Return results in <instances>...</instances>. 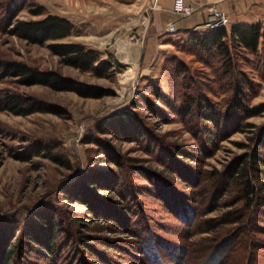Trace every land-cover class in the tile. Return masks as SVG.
I'll return each instance as SVG.
<instances>
[{
  "label": "rangeland",
  "instance_id": "obj_1",
  "mask_svg": "<svg viewBox=\"0 0 264 264\" xmlns=\"http://www.w3.org/2000/svg\"><path fill=\"white\" fill-rule=\"evenodd\" d=\"M152 1L155 0H25L26 5L11 17V22L15 19H36L52 13L72 23V31L68 35L48 39L41 44L27 42L8 33L10 24L5 20V13L0 6V61H18L39 71L56 72L83 84L84 90L82 93L71 83L61 89L37 82L22 83L19 76L4 75L0 71V89L29 94L43 103L42 109L26 114L0 109V222H21L28 220L34 213L51 210L63 218L65 225L71 224L72 229L103 234L107 237L101 241L103 244H111L109 239L112 236L139 238L143 235L150 241V252L156 250L163 264H248V261L250 264H264V249H256L254 255L252 253L253 259L248 260V251L240 245L215 263L202 258L204 243L208 241L205 237L211 234L199 231L203 220L219 215L227 207L219 205L207 212L211 204L208 197H198L191 203L198 208H190L191 213H196L188 224L181 221L176 213L164 211V205L161 204L163 201L175 204L178 195L192 196L193 192L189 188L206 184L205 178H208L210 171L227 169L235 157L247 149L243 144L250 143L249 136L254 126L264 122V112L246 119L254 126H244L222 139L218 147L213 148L211 145L202 150L211 152L204 156L198 149V138L179 116L168 115L171 116L169 119L167 115L159 117L145 106L132 107L135 100L144 105L138 95L139 92H145L148 81H157L164 90L170 92L172 88L171 91L176 93L178 79L170 70L169 62L163 67L165 58L171 55L184 59L191 68L197 70L202 90L220 105L230 93L225 77L220 78L216 69L209 67L196 53L187 52L178 46L182 38L178 30H163L158 38L161 45L157 47L147 43ZM210 5L224 11L218 2L214 1ZM37 9L41 12L33 13ZM68 41L94 49L98 53L97 60L106 59L110 66L100 75L80 70L63 63L47 47L49 42ZM143 53L147 55L144 63ZM206 57L209 58L208 55ZM213 66L217 67V63ZM239 66L261 85L258 94L247 99V102L255 104L264 101V78L260 79L258 72L241 59ZM92 88L94 91L90 90ZM146 94L153 96L147 91ZM156 103L166 110L161 103ZM122 108L139 114V125L144 128V133L138 132L135 135L137 139H119L117 136L120 133L130 135L132 129L129 125L123 132L121 129L124 128H120L116 122H106L110 115ZM109 128L115 131H109ZM177 148L196 152L200 160L176 154ZM111 154H115L119 160L117 162H123V166L119 167L116 162L109 160ZM202 173L203 176L200 175ZM84 174L88 177H82ZM120 176L123 177V184L131 185L128 189L131 192L129 198L124 195L121 197L117 183L115 189L108 188L112 185H105L114 184V178ZM86 180L92 183H86ZM185 182L192 185L188 187ZM75 183L76 189L80 184L85 185L89 199L94 193V196L121 200L123 205L127 199L130 204L133 200L140 207L139 212H135V208L130 214L123 211V216H119L121 221L116 222L119 223L118 230L111 232L104 227V219L113 221L118 213L110 210L106 211L104 219L89 220L87 208L80 202L82 197L73 194ZM156 188L162 195H158L157 191L146 194ZM134 189L146 190L145 193L134 194ZM149 218L153 223V231L140 230L139 223ZM135 230H140L137 233L139 236H136ZM255 237L264 238V233L258 232ZM103 246L96 245L92 254H89L91 260L87 259L85 264H137L134 261L139 260L127 254L124 248ZM179 246L186 248L183 258V250ZM66 249H71L72 254L64 264H83L73 247H63L62 250ZM224 258L226 261L222 263ZM176 260L183 261L175 263ZM7 264L13 262L8 260Z\"/></svg>",
  "mask_w": 264,
  "mask_h": 264
},
{
  "label": "trees",
  "instance_id": "obj_2",
  "mask_svg": "<svg viewBox=\"0 0 264 264\" xmlns=\"http://www.w3.org/2000/svg\"><path fill=\"white\" fill-rule=\"evenodd\" d=\"M25 5V0H3L0 2L2 11L5 13V20H8L10 24L7 28L8 33L27 42L41 44L48 39L62 38L72 31V23L67 18L52 13H46L36 19H15L11 22V17ZM40 12L41 10L37 9L33 13ZM178 32L182 34L181 44L177 43L181 49L196 53L209 67L216 69L220 78L225 77L228 80L226 82L230 93L225 98V102L220 105L219 102L207 95L201 88L200 75L197 70L191 68L184 59L171 55L165 58L163 67L169 62L170 70L177 77L176 93L171 91L172 88H170V92L164 90L157 81H148L144 89L145 92H139L138 95V99L142 100L144 105L138 104L139 102L136 100L131 105L132 107L145 106L156 112L159 117L167 115L171 119V116L168 115L179 116L188 125L192 134L198 138L200 146L198 149L202 152L211 145L213 148L218 147L222 139L242 129V127L254 126L246 119L264 112V101L255 104L247 102V99L258 94L261 87L260 82L247 75L239 66V59H241L258 72L260 79L264 78V18L250 23H235L229 27L221 25L214 28H186L178 30ZM47 47L63 63L80 70H87L100 75L110 66L106 59L97 60L98 53L94 49L85 47L79 42H49ZM214 63H217V67L213 66ZM0 71L4 75L19 76L23 81L22 83L37 82L56 89H61L67 83H71L72 87L84 93L81 83L71 81L53 71L36 70L18 61H0ZM90 90L94 91L93 88ZM146 91L153 96L146 94ZM156 102L161 103L163 107H166V110L164 111ZM42 107L43 103L32 95L0 89V109L26 114L42 109ZM138 116L139 114L134 110L122 108L110 115L106 122L108 124L116 122V125L124 128L121 129L123 132L129 125L132 129L129 132L130 135L120 133L117 137L134 140L137 139L135 135L138 132L144 133V128L139 125ZM254 127L255 129L249 136L250 143L248 145L243 144L247 149L238 154L227 169L210 171L208 178H205L206 184H202L201 187L194 185L189 188L193 192L192 196L185 194L180 197L178 195L175 198V204L166 201L161 203L164 205V211L176 213L181 221L187 223L192 220V215L196 213V211L191 213L190 208H198L197 205L192 206L191 204L198 197L201 199L208 197L211 204L207 212L219 205L227 207L219 215L203 220L204 224L199 230L211 232L210 236L205 237L208 241L204 243L205 248L201 253L202 258L210 263L219 261L223 255H229L230 250L238 247V245L248 251V260L253 259L256 249H264V238H259V240L255 237L258 232L264 233V122ZM113 128H109V131L114 132ZM206 151L202 152L204 156L211 153ZM107 152L109 153V151ZM175 153L182 154L184 158L190 157L192 160H200L196 152L186 151L183 148H177ZM111 155L108 156L109 160L116 162L119 167L123 166V162H117L119 160L115 154ZM203 174L200 175L203 176ZM82 177L88 176L84 174ZM114 180V184L111 182V184L105 185H112L107 187L115 189L114 185L117 183L121 197L124 195V197L129 198L131 192L128 189L131 188V185L123 184V177L121 176L114 178ZM199 180L201 179L199 178ZM85 182L92 183L90 180ZM176 182L180 183L178 180ZM186 184L188 187L192 185ZM76 185L77 183L74 184V188L72 187L73 194L82 197L80 202L85 204L86 215L89 220L104 219L106 211L110 210L118 213L113 217L116 218L113 221L104 219L106 220L103 223L104 227H107L111 232L118 230L119 223L116 222L121 221L119 216H123V211L130 214L135 208V212H139L140 207L133 200L130 204L129 199H127L123 205L121 200L94 196V193H91L92 196L89 199L85 185L80 184L77 189L75 188ZM151 189L146 192L147 195L155 191L158 193L157 188ZM144 190L134 189V194L145 193ZM158 195L162 194L159 192ZM169 195L172 197L170 193ZM116 209L118 211H115ZM54 213L51 210H45L42 213H34L27 218L28 220L21 222H17L18 220L0 222V264H7L8 260L13 264H62L72 254L71 249L63 251V247H73L76 250L75 253L78 252L79 257L77 258L85 264L87 259L91 260L89 254H92V249L99 244L104 245V248L113 246L114 249H126L127 254L139 259L138 262L134 261L137 264H149L152 261L153 264H156L157 260L158 264H163L156 250L150 252L152 250L150 241L148 238H143V235H140L142 238L112 236L109 239L111 244H103L104 242L101 241L107 239L103 234L83 233L78 228L72 229L71 224H68L71 228L69 229L63 218ZM13 221H15L14 224ZM152 224L150 218L149 220L146 219L142 224L139 223V229L153 231L151 229V227L153 228ZM139 231L136 232L135 230V233L137 234ZM245 236H247L246 240H244ZM179 248L183 250V258L186 248L183 249L181 246ZM61 258L63 260L60 262ZM179 261L182 262L183 260L174 262L178 263ZM222 261L224 263L226 258ZM248 264H250L249 261Z\"/></svg>",
  "mask_w": 264,
  "mask_h": 264
},
{
  "label": "crops",
  "instance_id": "obj_3",
  "mask_svg": "<svg viewBox=\"0 0 264 264\" xmlns=\"http://www.w3.org/2000/svg\"><path fill=\"white\" fill-rule=\"evenodd\" d=\"M214 1L218 2L228 14L229 26L241 22H255L264 18V0H185L194 7L193 12L187 16H180L173 11V0H155L150 7L147 43L156 47L161 45L158 38L170 21L175 22L177 30L201 27L207 17V6ZM142 61L143 63L147 61V55L144 53Z\"/></svg>",
  "mask_w": 264,
  "mask_h": 264
},
{
  "label": "built area",
  "instance_id": "obj_4",
  "mask_svg": "<svg viewBox=\"0 0 264 264\" xmlns=\"http://www.w3.org/2000/svg\"><path fill=\"white\" fill-rule=\"evenodd\" d=\"M173 11H175L180 16H187L190 15L194 7L191 6L189 3H186L185 0H173L172 3ZM210 15H214V19H210ZM229 23V18L226 16L225 12L215 8L212 5L207 6V19L202 23L201 27H209L214 28L218 26H227ZM199 28V27H195ZM165 30L174 32L177 30L176 24L174 21H170L167 23Z\"/></svg>",
  "mask_w": 264,
  "mask_h": 264
},
{
  "label": "bare ground",
  "instance_id": "obj_5",
  "mask_svg": "<svg viewBox=\"0 0 264 264\" xmlns=\"http://www.w3.org/2000/svg\"><path fill=\"white\" fill-rule=\"evenodd\" d=\"M215 17H214V15H210V19H214Z\"/></svg>",
  "mask_w": 264,
  "mask_h": 264
}]
</instances>
